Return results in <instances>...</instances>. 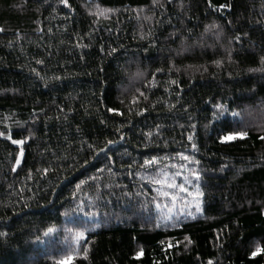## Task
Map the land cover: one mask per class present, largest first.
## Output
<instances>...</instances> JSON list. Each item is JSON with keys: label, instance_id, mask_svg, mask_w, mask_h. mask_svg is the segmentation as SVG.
<instances>
[{"label": "trees", "instance_id": "1", "mask_svg": "<svg viewBox=\"0 0 264 264\" xmlns=\"http://www.w3.org/2000/svg\"><path fill=\"white\" fill-rule=\"evenodd\" d=\"M67 5L0 0V264H264V0Z\"/></svg>", "mask_w": 264, "mask_h": 264}, {"label": "snow or ice", "instance_id": "2", "mask_svg": "<svg viewBox=\"0 0 264 264\" xmlns=\"http://www.w3.org/2000/svg\"><path fill=\"white\" fill-rule=\"evenodd\" d=\"M60 2L62 3V4H65V6H68L67 5V0H60ZM109 11H111L110 9H102L101 10V14H104V13H107V12H109ZM145 19H147V17H145ZM208 27L209 26H205V30L207 31L208 30ZM211 27H216V25H215V23H213L212 25H211ZM262 59V61H264V57H262L261 58ZM36 63H41V61H36ZM215 63H217V64H219L220 62L219 61H216ZM256 69H249V71H255ZM159 71V70H158ZM38 76H39V73L37 72L36 73ZM41 79H43V77H41ZM52 79H59L58 77H53ZM173 83H175V81H173ZM214 107H215V109H216V112H214L213 113V116L216 118V119H219V117L220 116H223V115H225L226 113H228V111H229V108H228V106H226L224 103H215L214 104ZM108 111H113V109H108ZM139 114V113H138ZM232 115L234 116V117H237V116H239L240 114L239 113H237V112H232ZM117 131L119 132L120 131V129H117ZM0 135H4V133H2V132H0ZM146 135H151V133H147ZM247 135V133L245 132V131H235V132H228L226 135L225 134H221L220 135V139L223 141V140H235V139H237L238 137L239 138H243V137H245ZM226 136H230V137H232L231 139H223V137H226ZM8 138H11L10 136L8 137ZM26 139V138H25ZM192 138L191 137H189V140H191ZM25 141H24V139H13L12 140V143L13 144H16V145H22L23 143H24ZM114 141H108V143H113ZM192 147H193V149H195L196 148V145L195 144H193L192 145ZM178 155H181V154H179L178 153ZM182 159L183 160H189V159H191L190 157H188V156H182ZM157 162V157H155V156H153L152 158H151V160H149V159H145L144 160V164L145 165H149V164H155ZM20 163V156H17L16 157V164H19ZM194 163H199V161H194ZM192 176L195 178V180L194 181H192V180H188L187 178L185 179V183L184 184H181L179 187H180V192H181V194H184V193H187V195L188 196H193V195H195V196H199V195H202V193L200 192V187H199V185H197L196 186V188H195V193H193V191H191L189 188H188V185L189 184H195V181H198L200 178H201V173L199 172V171H192ZM176 175H179V173H176ZM85 184V181L84 180H81L80 181V183L79 184H77V189H80L81 188V185H84ZM105 187H107V186H105ZM169 188L174 192L175 191V184L173 183V184H170L169 185ZM163 195H165V196H167L168 195V193L167 192H164V193H162ZM172 199L175 201V200H177L178 199V197L176 196V195H173L172 196ZM77 210H79V206H78V208H77ZM196 211L197 212H199L200 211V209H199V206L197 205V207H196ZM172 212V209L170 208L169 209V213H171ZM68 213L66 212V213H63V215H67ZM188 215H192V213L191 212H189L188 213ZM170 218V217H169ZM55 226H50V227H47L46 229H44V232H43V235H45V236H47V235H49V234H52L53 232H55ZM65 231L66 232H70V231H72L71 229H65ZM84 231H86V230H77L76 232H75V234H74V240H76V241H78L80 238H82L83 236H84ZM5 235V233H3V232H0V236H4ZM36 239L37 240H39V239H41V237L40 236H37L36 237ZM185 239L187 240L188 238L187 237H185ZM85 251H87V249H85ZM261 251V248H260V246H257L256 247V249L254 250V251H252V253H251V255L252 256H256L257 255V253L258 252H260Z\"/></svg>", "mask_w": 264, "mask_h": 264}, {"label": "rangeland", "instance_id": "3", "mask_svg": "<svg viewBox=\"0 0 264 264\" xmlns=\"http://www.w3.org/2000/svg\"><path fill=\"white\" fill-rule=\"evenodd\" d=\"M19 156L21 157V153L19 154ZM200 209V208H199Z\"/></svg>", "mask_w": 264, "mask_h": 264}]
</instances>
